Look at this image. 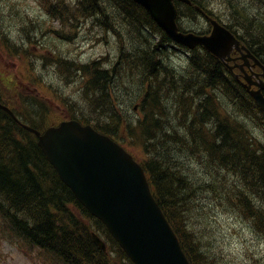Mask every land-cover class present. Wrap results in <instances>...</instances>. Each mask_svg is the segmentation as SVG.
Instances as JSON below:
<instances>
[{"label":"trees","instance_id":"16d2710c","mask_svg":"<svg viewBox=\"0 0 264 264\" xmlns=\"http://www.w3.org/2000/svg\"><path fill=\"white\" fill-rule=\"evenodd\" d=\"M111 1L122 10L123 16L111 12ZM194 2L200 5V0ZM178 5L177 9L183 13L184 6ZM44 9L49 12L50 17L56 15L61 24H67L70 28L69 33L66 32L70 34L69 37L75 35L81 20L88 17L95 26L102 27L106 34L114 33L121 43L127 42L130 46L134 45L131 44L133 32L141 37L144 35L143 31L154 34L157 28L147 12L130 0H77L72 5L67 0H51ZM230 9L235 10H232L233 28L264 64L263 25L258 24L256 16L257 19L249 16L247 8L231 5ZM129 15L137 18L136 27L127 18ZM187 16L190 17V13ZM138 40L140 45L147 43V49L133 58L141 59L137 60L139 65L132 63V59H123L125 65L132 70L127 76L118 71L121 64L112 70H101L95 63L76 66L82 71V78H90L87 89L92 95L98 93L92 98V112L98 113L100 117L93 119L83 113L77 120L91 124L99 132L119 141L124 142L120 137L125 134L131 146L140 145L144 148L148 155L137 160L143 166L152 193L185 254L192 264H212L203 258L196 242V234L182 220L185 216L182 206L186 205L188 210L189 204L198 198L199 188L202 187L186 183V180L189 182V176L185 172H188L189 167L184 161L190 163V166L193 163L192 166H198L199 169L202 166L200 170L209 181L214 180L212 177H216V173L227 175L228 184H232L224 192L237 193L234 202L236 207L240 206L238 198L245 206L243 212L250 218L253 230L260 231L263 236L264 144L252 135L245 122L239 123L217 108L216 96H219L224 104H235L232 114L250 113L241 102L240 90L235 85L234 78L227 74L218 60L202 53L200 58L189 61L188 64L193 65V69L195 67L203 72V77L198 78L199 74L194 71L197 80H189L186 84L185 79L177 78L178 71L161 59V55L165 53L153 48L151 40L145 37ZM204 59L207 62L202 61ZM61 64L65 68L68 66L66 62ZM125 65L122 66L123 69ZM142 68L143 72L140 71ZM193 69L189 68L186 72H192ZM119 81L126 87L127 91L124 90V93L134 89L133 99H129L131 109L137 104L136 100L141 99L139 110L142 121L141 118H136L134 123L123 118L122 112L118 111L119 107L111 100L112 97H117L116 92L119 90H116L115 85ZM219 86L225 89L224 93ZM170 89L176 95L167 98ZM146 100H149L148 103ZM246 100L252 108L249 98L246 97ZM0 102L8 106L1 98ZM171 108L175 109L172 112L175 122H170L168 114H165ZM11 109L19 117L14 108ZM162 115L165 120L161 118ZM183 116V120L178 118ZM20 120L35 129H42L31 118ZM107 120L109 121L105 122ZM172 154L173 158H170ZM0 215L15 237L40 248L56 264H132L101 222L91 217L77 202L71 190L62 183L38 147L35 136L26 132L1 110ZM92 233L104 240L106 251H102L95 243Z\"/></svg>","mask_w":264,"mask_h":264},{"label":"rangeland","instance_id":"374dc122","mask_svg":"<svg viewBox=\"0 0 264 264\" xmlns=\"http://www.w3.org/2000/svg\"><path fill=\"white\" fill-rule=\"evenodd\" d=\"M50 1L0 0V98L10 103L23 118L31 115L38 120V115L35 114L38 109L42 110L39 122L43 126L53 125L62 120L77 119L84 114L93 117V119H100L98 113L92 112V97L89 95L81 96L79 90L83 81L76 80L71 74L69 78L65 77L55 64L56 61L53 58L52 51L59 52L61 55L76 56L78 62L89 60L103 62L106 60L107 62L103 63L112 66L120 53L119 40L117 37L104 35L101 39L105 42L100 45L95 43V47L91 48L90 40L98 35L96 32L92 33L88 30L85 27V22H83L82 27L84 32H79V37L76 40L36 39L35 34L44 26L60 20L56 15L49 17L44 10L45 5ZM115 4L111 1V12L114 15L123 16L122 10ZM200 4L221 20L227 22L234 16L233 12L235 10L232 9V12L230 9L231 4L244 6L247 8L249 16L252 19L256 16L258 19H255H257L258 24L264 27V0H200ZM193 11L184 10V13H190V17L185 16L186 18L182 22L179 19V26H185L184 24H187L190 20L191 31L202 33L207 29L208 24L199 13V15L191 14ZM127 18L135 25L134 27L137 26L138 22L136 21L138 20L136 17L129 15ZM253 30L255 31V29ZM143 32L145 34V31ZM131 36L134 38L131 44L134 45L130 46V44L124 43V45H127V47H123L125 56H127L125 59L127 61L132 59V63L135 62L136 65H139L137 64L138 59L133 58L138 56L140 51H145L147 46L139 43L140 40L138 39H141L143 35L139 37L133 32ZM243 42L246 44L245 40ZM200 52H203V50ZM170 54L176 55L179 53L170 52ZM187 56H189L188 53L183 57H176L172 63L175 66H183L177 69L176 76L185 79L186 84L189 80L191 82L197 80L194 71L199 74L197 75L198 78L203 77V72L196 70L195 67L193 69V65L188 64ZM39 59L45 60L49 66H39L41 62ZM138 61H141V59ZM239 61L244 72L249 69L246 61L240 59ZM186 64L189 66L185 67ZM122 65H125V60ZM129 67L127 65L124 69L122 67L121 72L123 75L127 76L131 73L132 70ZM189 68L193 71L186 72ZM70 69L69 66L68 73H71ZM140 71L143 72L144 69L142 68ZM240 82L244 83L245 81L241 79ZM120 88L122 86L116 89L119 90L116 92L119 99L116 106L118 107L121 103L122 106H120L124 110H122L123 118L134 120L140 113L138 109L132 111L130 108L129 99H133L134 89L124 93V90ZM220 89H222V92L225 91L222 87ZM180 92L176 91V93ZM175 95L170 89L169 94L166 96L171 98ZM241 97H247V95L241 93ZM27 100L28 103H25ZM140 100H136L137 107L140 105L139 103H142ZM148 101L146 100V103ZM177 107L175 108L177 109ZM174 110V108H171L165 111L170 122H175L172 115ZM156 117H158L157 114ZM161 118L165 120L163 115ZM178 118L183 120L185 117ZM167 130L164 131L167 132ZM259 130L263 132L261 135L264 137V128ZM120 139L124 140V142L120 140L122 145L137 157L144 159L148 155L140 145L131 146L129 138L125 134L121 135ZM170 158H173V154ZM182 160L184 161V157ZM184 163L189 167L188 172H185L189 176V182L186 180V183L202 186L197 201L193 200L189 204V212L186 205L182 206V210L184 209V213L183 211L182 213L185 215L182 220L184 224L189 225L188 229L196 234V242L199 244L200 252L203 253V258L209 263L212 262V264H264V236L252 232V222L247 214L243 212L245 206L238 198L240 206L239 208L236 207L237 204L234 202L237 193L224 192V189L232 184H228L227 176L211 171L213 174L216 173V177H212L214 180L209 181L207 176L200 170L202 166L199 169L198 166H190V163L188 164L186 161ZM161 167L164 168V165H161ZM0 264H50V262L36 248H29L10 236L0 219Z\"/></svg>","mask_w":264,"mask_h":264},{"label":"water","instance_id":"95a60500","mask_svg":"<svg viewBox=\"0 0 264 264\" xmlns=\"http://www.w3.org/2000/svg\"><path fill=\"white\" fill-rule=\"evenodd\" d=\"M160 26L168 35L184 45L200 42L214 46L223 30L212 22L210 36L196 38L176 32V9L169 0H152ZM156 9L159 12L156 13ZM230 43L224 48L233 51L237 43L228 35ZM258 90L251 91L260 105L264 81L255 82ZM0 110L20 122L0 104ZM264 112V107L262 106ZM24 125V124H23ZM26 131L37 137V144L60 179L74 193L76 199L99 219L133 264H189L176 235L172 231L149 188L145 173L128 152L110 137L77 121L61 122L39 132L27 125ZM98 246L105 244L94 235Z\"/></svg>","mask_w":264,"mask_h":264},{"label":"bare ground","instance_id":"6f19581e","mask_svg":"<svg viewBox=\"0 0 264 264\" xmlns=\"http://www.w3.org/2000/svg\"><path fill=\"white\" fill-rule=\"evenodd\" d=\"M75 1H77V0H67V3L69 5H71V3L75 4ZM130 1L133 2L134 4L140 6L143 10H145L147 12V14L153 20L155 26L157 27V28L155 27L156 31L154 34L152 32L147 31V32H145L143 37L148 38V40H151V44L153 43V48L158 50L160 53H163V54L165 53V55H161L162 56L161 59L165 63L172 65L173 60L176 57H181V56L183 57L184 55H187V53L189 55V56H187V59H186L188 61V63H189V61L194 60V58H199L202 53L208 54V55L214 57L215 59L219 60L221 65L227 70V74H229L230 76H232L234 78V80L236 82L235 85L240 90L239 91L240 96H241V93H244L245 95H247V98H249V100L253 104V107L251 108L248 101L246 100V97H241L242 98L241 102L245 104L247 111L250 110L249 111L250 113H248L246 115L242 114L243 115V118H242V115H240V114L239 115L237 113L232 114L235 111V104L234 103H229V105L224 104V102L221 100V98L219 96H216V99H217L216 103H218L217 108L220 109L221 111H224L226 113L225 116L232 117V119L238 121L239 123H242L241 121L245 122L247 128L250 130L252 135L257 140H259L261 143L264 144V137L261 135V133H263V132L259 130L260 128H264V112L262 111V106L264 107V90H261V95L259 97L260 105H258V103H256L255 99L251 95V91L258 90L256 88H254L253 84L257 81H264V64L261 62L262 59L257 57L256 55H254L253 52L249 49L250 48L249 45L247 43L245 44L243 42V40H245V39H243L242 36L237 34L235 28H233V25L231 24L233 18H231L228 22L223 21L219 17H217L215 14H213L211 11H209L208 9H205L201 4L198 5L197 3H195L194 0H169L171 3L179 4L178 6H180V7L184 6L185 11L188 9L187 7L193 8V9H189V11L194 10L196 12L193 11L191 14H193V15H199L200 14V16L208 24L207 29H205V31H203L202 33H197V32L191 31L190 20L187 22V24L183 23L186 27L185 26H182V27L179 26V19L182 22L183 19L186 18L185 16H187L188 12L187 13H184V12L180 13L179 8H178V12L176 11L175 18H172V17H174L173 15H171L170 16L171 18H169L171 21H174V23L176 24V27H177L176 32H178L184 36L191 35V36L196 37V38H202V37H206V36L208 37L211 35V33L209 31H210V28H211L213 21L214 22L216 21L223 30L222 37L219 39V41L216 42V44L214 46L206 47L205 45H203V43H200V42L192 43L190 45H184L180 41L172 39L168 35V33L160 26L161 24L162 25L167 24V20H161V21L158 20L161 23L160 24L159 22H157L154 19V17L155 18H158V17L155 14V10L153 9L152 0H130ZM231 5H230V7H231ZM76 7H77V5H76ZM241 7L246 8L244 6H241ZM157 12H159L158 9H156V13ZM48 13L49 12H47V14ZM80 15H81V13H80ZM48 16L50 17L49 14H48ZM79 21H80V19H79ZM83 22H85V27L88 30L92 31V33L96 32L98 35V36H96L90 40L91 41V43H90L91 48L95 47V43H98V45H100L103 42H105L103 39H101L104 37V35H107V36L111 35V36L118 38V36L115 35L114 33H107L106 34L105 31L102 29V27L99 28L97 25L95 26V24H93V20L90 17H88V19L86 18V19L81 20V22H80L81 24L78 25L75 35H71L72 37H69L70 34H67V33H69L70 28L67 26V24L66 25L61 24L60 20L55 21L53 24L44 26L38 33L35 34V37H36V39L37 38L48 39V40L56 39V40H60V41H61V39H64V40H68V41H73V40L78 39L79 32H84V30L82 29ZM230 25H232V28L230 27ZM32 26L34 27V25H32ZM59 34H61V36H59ZM227 34L232 36L231 40L234 39V41L237 43V45H234V48L238 52V55H234L233 52L228 51L227 49H224L228 45V43H230L229 42L230 39L227 36ZM49 35H51V36H49ZM125 43H127V42H125ZM128 44L129 43H127V45ZM160 44L162 46H159ZM119 45H120L119 46V52L120 53H119L118 57L116 58L115 63L112 64V66H109L108 63H103V62H107L106 60H104L103 62H101L100 60H95V61L89 60L86 62H78V59L76 58V56L74 57V56L61 55L59 52L56 53L55 51H52V54L54 55L53 58L56 61L55 64L57 65V67L60 69V71L62 72V74L65 77L69 78V75L71 74L76 80H80V81L85 82V83H82V87L79 90L81 92V96L89 95L90 97H92L94 99V96H97L98 93L92 95V93L86 87L87 82L90 80V78H88V77L82 78V74H81L82 71L80 70V68H76V66H87V65L95 63L98 65L99 69H101V70H112L115 66H117L118 64H121V67L118 66V69H120L118 71L121 72L122 66H123L121 62H123V59L125 58V53H124L123 47H127V45L126 44L124 45V43H121L120 40H119ZM145 45L147 46V43H145ZM230 45L232 46V43H230ZM156 46H158V49L156 48ZM161 48H164V49L161 50ZM201 50H203V52H200ZM170 52H174V54H176V53H179V54L171 55ZM239 59L247 62V66L249 67V69H247L245 72L242 69V67L240 66ZM39 60H41V59H39ZM61 62H64V63L66 62L68 64V66H66V68L63 67ZM39 66L47 67L49 65L47 64V62L45 60H41ZM69 66L71 67V69H70L71 73L67 72V69ZM172 66L176 70L178 68L183 67L182 65L180 67L175 66V65H172ZM187 66H189V65L186 64L185 67H187ZM241 79H244L245 82L241 83L240 82ZM237 83H238V85H237ZM4 85H6V84H4ZM119 86H122V88H120V89L127 91L126 87L123 86V84H121L120 81H119V83H117V85H115V87L118 88ZM111 100H113L116 104H118V101H119L118 97H112ZM96 101H97V99H96ZM25 103H28V100L25 101ZM120 105L122 106L121 103H120ZM120 105L118 106L119 107L118 111L122 112L123 109L121 108ZM136 105L137 104L133 105L132 111H135L136 109L139 110V106L137 107ZM139 112H140V110H139ZM41 114H42V110L38 109V111L36 112L35 115H38V117H40ZM141 115L142 114L139 113V115L135 118L140 119ZM240 119H241V121H240ZM135 120L136 119L130 120V121L135 123ZM142 120L143 119L141 118V121ZM19 125H21L22 128L25 129V126L22 123H20ZM29 133H31V132H29ZM192 164H191V166H192ZM193 167H196V166L194 165ZM230 178L231 177H229V179ZM59 179H60V177H59ZM196 191H198V190H196ZM252 232H254L255 234L257 233L259 235H262L260 233V231H258L256 229H254Z\"/></svg>","mask_w":264,"mask_h":264}]
</instances>
